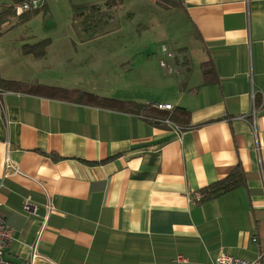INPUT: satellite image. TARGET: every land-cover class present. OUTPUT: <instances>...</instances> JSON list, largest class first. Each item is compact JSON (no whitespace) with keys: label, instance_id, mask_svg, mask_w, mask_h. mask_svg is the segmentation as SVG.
<instances>
[{"label":"crops","instance_id":"1","mask_svg":"<svg viewBox=\"0 0 264 264\" xmlns=\"http://www.w3.org/2000/svg\"><path fill=\"white\" fill-rule=\"evenodd\" d=\"M179 6L196 41L180 48L188 64L179 73L163 69L159 55L112 60L104 84L92 77L87 86L21 69L0 52V213L14 233L7 260L214 264L223 252L246 259L264 252V0ZM3 80L170 103L189 115L174 125L152 114L8 89ZM119 85L127 89L115 93ZM237 167L244 185L195 199ZM27 196L36 213L24 209Z\"/></svg>","mask_w":264,"mask_h":264},{"label":"rangeland","instance_id":"2","mask_svg":"<svg viewBox=\"0 0 264 264\" xmlns=\"http://www.w3.org/2000/svg\"><path fill=\"white\" fill-rule=\"evenodd\" d=\"M111 1L47 0L39 9L21 17L13 12H2L0 52L17 58L21 69L29 66L44 77L58 73L57 76L65 75L72 84L91 86L92 77L100 85L104 84L105 78L110 76L107 73L112 70L109 68L114 63L110 62L112 60L119 62L130 58L138 61L143 56H160L162 43L180 51L196 42L179 3ZM94 5L100 7L102 21L97 25L80 22L83 17L80 14L91 12ZM44 39L50 40L51 46L43 59L36 61L21 51L25 43L34 44ZM23 55L26 58H22ZM95 64L99 67L95 71L98 77L91 71ZM118 77L122 79V76ZM131 77L136 81L139 75L134 73ZM126 89L119 85L115 93Z\"/></svg>","mask_w":264,"mask_h":264},{"label":"trees","instance_id":"3","mask_svg":"<svg viewBox=\"0 0 264 264\" xmlns=\"http://www.w3.org/2000/svg\"><path fill=\"white\" fill-rule=\"evenodd\" d=\"M114 1L115 0H112L111 2ZM161 1L165 3H169V2H172L174 4L179 3V0H161ZM9 11L15 13L13 10H9ZM100 11L101 10L99 6L97 5L92 6L91 12L89 10L86 15L84 12L80 14V16L81 15L83 16L80 22L88 23V24L95 23L94 25H97V23H100L103 18V15L101 14ZM17 16L21 17L23 15H17ZM85 28H90V26L85 25ZM50 46H51L50 40L44 39L34 44L24 45L22 50L26 55H30L33 58L40 60L47 55ZM2 83L8 89H20L26 92H33L51 98H61L79 103L85 102L109 109L130 111V112L142 113V114L146 113L148 115L152 114V116H154L155 118L156 117H159L161 119L170 118L176 123L179 115L186 117V119L188 118L189 115V111L184 107H178L176 109V112L170 110L167 114L162 112V110L156 108L153 102L142 103L136 100L119 99L110 96H103L78 87H62V86L50 85L40 82L26 83L17 80H3ZM244 180L245 179L242 169L237 167L226 178L220 179L214 182L213 184L209 185L208 187L204 188L201 191L203 194L202 201L220 196L231 190H234L244 185L245 183Z\"/></svg>","mask_w":264,"mask_h":264},{"label":"built area","instance_id":"4","mask_svg":"<svg viewBox=\"0 0 264 264\" xmlns=\"http://www.w3.org/2000/svg\"><path fill=\"white\" fill-rule=\"evenodd\" d=\"M47 0H0V11L1 10H13L16 15H24L33 10L39 9ZM161 57L160 65L163 69H165L168 73H179L181 68H184L186 64H188V58L185 51H176L169 44L162 43L161 45ZM154 106L160 110H173L174 106L170 103H153ZM256 111L254 108L250 115L253 117V121L251 123L255 133H257V125H256ZM166 121L175 125V122L170 118H166ZM14 168L15 172L18 171L17 168ZM196 200H202L203 194L198 193L195 196ZM24 209L28 212L36 213L37 206L33 203L32 197L27 196L24 201ZM48 211L51 212L53 210L52 203H48L46 205ZM14 241V233L13 229L9 226L6 217L0 213V264H36V257H31L22 262H14L7 260L5 257V253L7 249L11 246ZM179 259H182L179 256ZM264 263V252H259L257 257L254 259H246L242 257H237L229 253H221L214 264H263Z\"/></svg>","mask_w":264,"mask_h":264}]
</instances>
